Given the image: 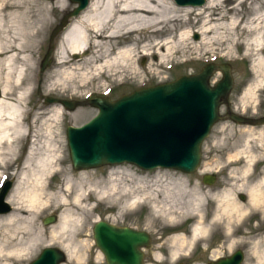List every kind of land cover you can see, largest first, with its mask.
<instances>
[{"label":"bare ground","instance_id":"6f19581e","mask_svg":"<svg viewBox=\"0 0 264 264\" xmlns=\"http://www.w3.org/2000/svg\"><path fill=\"white\" fill-rule=\"evenodd\" d=\"M37 1L0 0V166L12 165L17 144L27 134L32 136L30 150L16 178V182L23 180L22 185L18 181L19 184L12 186L7 196V201L16 206L9 213L0 214L4 215L0 218V227L6 229L0 237V264H25L33 250L39 247V243L46 241L58 243L68 259L74 256L80 258L75 254L78 243L66 234L69 227L77 225L79 221L77 211H89L91 198L105 196V191H95L91 184L85 183L86 173L74 178L59 167L62 164V147L52 128L63 113L60 103L38 108L32 115V124L27 122V98L31 93V83L24 77L26 67L16 66L15 59L23 52L22 44L26 41L32 44L34 38L43 31L44 16H30V4L34 5ZM57 2L61 11L70 6L68 0ZM235 2L236 5L228 6ZM249 2L250 0H206L204 5L194 7L178 6L173 0H89L87 6L70 19L56 47L57 82L64 86L68 83L87 85L96 80L104 81L106 77L118 79L119 83L135 80L140 73L136 64L137 57L153 54L158 55L155 65L162 66L165 63V69L169 60L180 56L188 55L189 60L200 59L202 46L215 40L219 35L216 26L220 25L230 31L228 34L231 37L236 28L252 31L246 48L252 50L250 44L254 49L258 46L260 52L253 53L251 67L256 78L260 75L262 77L249 84L241 98L251 99L264 79V12L255 7L245 19L234 15L224 17L227 12L238 11L240 5ZM197 16V20L190 21ZM183 25L189 30H183ZM194 27V31L201 35L202 45L189 41L190 29ZM8 32L14 36L10 38ZM187 61L185 59L182 62ZM46 114L49 116L38 123L37 120ZM246 131L247 140L261 137L264 126L250 127ZM238 153L251 151L245 143V148L235 155ZM247 157L249 159L242 173L249 171L253 163L252 155ZM56 173H64L65 180L57 191L51 193L48 192L45 181L48 176ZM240 180L234 182V187L239 192L246 191L249 194L247 205L240 203L231 189L209 190L204 193L195 186L186 189L181 183L167 203L153 206V212L167 222L182 217L192 218L188 236L177 233L169 237L174 244L173 255L188 251L194 241L217 232L226 236L224 246L230 251L238 243L236 233H250L244 221L255 214L259 215V219L253 227L254 231L263 228L264 174L252 185L247 183V178L242 177ZM208 199L212 202L210 215L203 211V205ZM139 200L137 197L132 202ZM126 205L127 202L121 207L126 209ZM53 206L64 210L59 213L58 223L51 229L46 240L34 227V220L43 207ZM97 220L99 219L96 218ZM257 245L258 242L253 243L252 253L260 264H264V252H260ZM81 246L85 250L87 240H83ZM210 252L211 257L220 253L215 248ZM158 257L155 256L157 259Z\"/></svg>","mask_w":264,"mask_h":264},{"label":"rangeland","instance_id":"374dc122","mask_svg":"<svg viewBox=\"0 0 264 264\" xmlns=\"http://www.w3.org/2000/svg\"><path fill=\"white\" fill-rule=\"evenodd\" d=\"M69 3L70 6L63 11L57 7V0H38L34 5L33 3L30 4V16H44L45 23L42 25V33H39L34 38L32 44L28 41L22 44L21 49L23 52L15 59L16 66L26 67L24 77L31 83V93L27 98V111L29 112L27 122L29 125L32 124V115L38 108L47 107L52 104H45L44 100L38 96V87L44 95L75 100L77 102H82L85 98L95 95H105L109 99L114 100L122 94L130 93L141 86H151L174 80L181 75L198 73L205 64L203 59L210 62L214 56L213 62L215 64L223 63L227 60L232 62L231 67L236 80L232 99L236 101L238 108H245L247 110L256 109L260 102L264 103V79L261 82L262 84L257 87L255 96L251 98L252 101H250L251 99L247 100V102L241 101V96L243 95V93H240L241 88L245 85L247 87L253 79L258 78L252 72L251 61L254 56L253 53L260 52L259 48L257 46L254 49L252 44H250V47L254 50L246 48V42L251 39L252 31L236 28L235 32L231 33V37L228 34L230 31L220 25L216 26L219 35L215 40L209 41L207 45L202 46L200 52V56L202 57L200 59L189 60L190 57L188 55L180 56L177 59L169 60L170 63L167 69H165V63L162 66L155 65L158 55L153 54L148 57H137L136 64L140 68V73L135 80L130 79L119 83L118 79L106 77L104 81L99 82V80H96L87 85H79L77 83H68L64 86L59 85L57 82L58 76L55 73V62L57 58L56 47L59 45L62 33L55 36V48L50 56L51 62L42 74L40 73L39 65L47 51L52 29L67 12L77 5L70 1ZM234 4L236 5V2L228 6L230 7ZM255 7L259 11L262 10L264 12V0H250L249 3L240 5L238 11H229L224 17L234 15L245 19ZM191 17L193 18V16ZM192 18L190 21L197 20L199 16L195 17V19ZM181 27L183 30H189L188 28H184L185 25ZM195 29L196 27L190 29L189 41L193 42V44L202 45L201 35L194 31ZM8 35L10 38L14 36L11 32H8ZM262 54H264V48ZM185 59L188 61L182 62ZM151 68H156V70L152 71ZM218 76L219 72H215L214 78ZM261 77L260 75L259 78ZM62 107L63 113L53 123L52 128L55 134H57L56 139L62 147L60 155L62 164L59 167H62L65 173L74 176V178L86 173L85 183L91 184L95 191H105V196H94L91 198L89 201L91 209L89 211H77L79 221L77 225L69 227L66 236L78 243L75 254L80 258L74 256L68 259L66 255V260L61 264H106L103 255L93 239L92 228L96 222V218L119 226H130L138 230L147 231L151 235L152 240L144 251V264H180L179 262H182L181 264H185L186 262L189 264H207L208 260L230 255L237 249L241 250L244 255L241 264H260V261L252 253L254 242H258V250L264 252V226L257 231H254L253 228L259 219L258 214L245 219L244 224L250 233H236L235 239L238 240V243H235L230 251H227L224 246L226 236L222 232H217L205 239L202 238L194 241L188 251L173 255L174 244L169 240V237L177 233H184L188 236L192 218L182 217L176 221L167 222L158 217L156 212H153V206L155 204L167 203L170 200V195L176 191L177 185L181 183L186 189H189L190 186H195L204 193L209 190L224 191L231 189L235 194V198L243 205H247L249 194L246 191L239 192L234 187V182L243 177L244 179L247 178L249 185H252L264 174V134L261 137L247 140L248 133L246 130L250 127H243L228 120L217 122L202 144L201 162L198 169L193 173H183L173 169L143 171L134 165L125 163L76 170L72 167L69 156L66 128L69 125L79 126L87 122L97 113V108L88 104L79 105L73 110L66 109L63 105ZM48 116L46 114L44 117H40L37 122L39 123ZM31 142L32 136L29 133L17 144L13 164L9 165V168L3 165L0 166V171H2L0 174V186L7 179L11 180L10 190L15 184L20 183L22 185L23 180L17 179L18 183V181L16 182V178L30 150ZM245 143L248 145L251 153H238L235 155L237 151L245 148ZM248 155H252L251 161L253 163L249 171L242 173V169L249 159ZM204 174H215L216 179L213 184H204L202 182ZM110 177L115 178L111 179ZM64 178V173L48 176L45 181L48 186V192L54 193L57 191L65 180ZM241 195L245 197L244 200L240 198ZM137 197L140 200L132 202ZM125 202L128 205H126V209H123L121 206ZM10 205L14 210L16 204ZM211 209L212 202L208 199L203 205V211L206 215H210ZM63 210L55 206L43 207L40 214L35 217L34 227L43 235L44 239L48 240L51 229L58 223L59 219L57 222L46 226L42 223L43 218L50 214H57L59 216V213L63 212ZM3 216L0 215V218ZM235 222L237 221H233V223ZM5 232L6 229L1 226L0 237ZM83 240H87V248L85 250L81 246ZM57 244L56 242L49 243L48 241L40 242L39 247L33 250L28 259H26L25 264H29L34 260L45 247L60 248ZM213 248L220 253L211 257L210 250ZM156 255L159 256L158 259L155 258Z\"/></svg>","mask_w":264,"mask_h":264},{"label":"water","instance_id":"95a60500","mask_svg":"<svg viewBox=\"0 0 264 264\" xmlns=\"http://www.w3.org/2000/svg\"><path fill=\"white\" fill-rule=\"evenodd\" d=\"M77 5L67 12L52 29L47 51L40 62V73L51 62L54 39L77 16L89 0H69ZM179 6H200L205 0H174ZM221 69L223 80L211 86V74ZM232 86L227 64H207L195 74L181 75L174 80L145 86L111 100L94 96L82 102L47 96L38 87V96L45 104L60 103L66 109L88 104L97 113L79 126H67L66 139L72 167L76 170L105 165L131 164L142 170L173 169L183 173L195 172L202 158V144L212 127L228 116L219 114ZM1 96V88H0ZM235 123H242L232 116ZM249 124L262 125L264 117ZM215 174H204L202 182L213 184ZM11 180L0 189V214L9 213L12 206L6 200ZM245 199L243 195L240 196ZM58 215L43 218L44 225L57 222ZM93 239L106 264H144V250L151 235L130 226H119L97 220L92 228ZM66 253L57 247L43 248L29 264H61ZM243 252L212 259L208 264H241Z\"/></svg>","mask_w":264,"mask_h":264},{"label":"flooded vegetation","instance_id":"af4514ba","mask_svg":"<svg viewBox=\"0 0 264 264\" xmlns=\"http://www.w3.org/2000/svg\"><path fill=\"white\" fill-rule=\"evenodd\" d=\"M213 63H215V62H213ZM231 63H232L231 61L227 60L226 62H223V63L220 62L219 64H216V65L227 64L229 66V73L232 77V86H231L230 91L227 95V98L219 106V114L221 116H225V115L228 116L229 118L227 120L231 121L233 123H235V122L232 119L233 118L232 116L238 117L239 120H242V123H240V124L236 123V124L243 126V127H261V126H264V124H262V125H251L248 123L252 119H259L261 117H264V103L260 102L256 109H248L247 110L245 108L244 109L238 108V104H236V101L234 99H232V95H233V92H234V89L236 86V80L234 77V72L232 71ZM215 72H219V76L217 78L216 77L214 78ZM223 77H224V73L222 72L221 69L215 70L210 76L209 82H210L211 86H214L217 82H219L220 80H223ZM253 81H254V79L249 84H251ZM247 87H246V85L243 86L240 90V93L241 94L244 93V91ZM242 96H241V98H242ZM237 98H239V97L237 96ZM249 99L250 98H248L246 100L241 99V101L247 102V100H249ZM250 101H252V99ZM247 105H249V104H247ZM223 121H225V120H223ZM209 259H210V257H209ZM208 261L206 262L207 264H208ZM179 263L181 264L182 262H179ZM190 263H192V262H190ZM185 264H189V263L186 262Z\"/></svg>","mask_w":264,"mask_h":264}]
</instances>
